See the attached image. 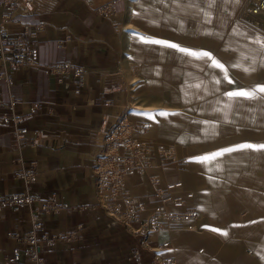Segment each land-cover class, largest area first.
Wrapping results in <instances>:
<instances>
[{
    "label": "rangeland",
    "instance_id": "1",
    "mask_svg": "<svg viewBox=\"0 0 264 264\" xmlns=\"http://www.w3.org/2000/svg\"><path fill=\"white\" fill-rule=\"evenodd\" d=\"M91 1L102 16L115 13L114 0ZM120 1L125 5V105L111 128L91 135L96 136L92 146L98 154L122 155L130 164L118 167V177L110 174L105 193L98 192L96 184L99 207L126 226L139 223L144 238L173 230L186 244L200 241L195 247H180L175 258H155L156 264H182L181 254L185 264H194L189 256L198 255L212 256V264H264V149L238 148L264 145V93L256 92L253 98L227 95L264 86V18L247 13L248 0ZM20 2L27 13L48 5L47 0ZM140 37L208 52L211 58ZM213 59L223 68L213 66ZM115 127H120L119 138L113 133L116 141L107 142ZM102 146L106 149L98 151ZM229 148L236 150L196 159ZM165 164L173 184L161 190L159 177L150 173L151 198L158 205L142 219L127 178ZM179 183L181 191L174 190ZM45 232L68 234L71 240L66 241H74L83 237V225L65 233Z\"/></svg>",
    "mask_w": 264,
    "mask_h": 264
},
{
    "label": "crops",
    "instance_id": "2",
    "mask_svg": "<svg viewBox=\"0 0 264 264\" xmlns=\"http://www.w3.org/2000/svg\"><path fill=\"white\" fill-rule=\"evenodd\" d=\"M47 1L46 10L29 13L19 4L13 22L3 26L15 36L23 26H41L42 30L29 41V47L37 51V64L12 70L9 84L0 81V196L35 198L17 211L0 210V261L7 253L23 251L14 236L31 229L30 209L53 194L65 208L44 216V229L57 234L83 225V237L41 244L43 264H156V259L175 258L176 251L200 241L186 244L173 230L144 238L139 223L126 226L98 205L89 136L111 128L125 105V35L121 32L125 5L114 0L115 13L105 17L91 0ZM4 12L6 8L0 5V15ZM60 63L84 68L82 81L77 83L71 76L59 79L44 69ZM12 101L15 104L10 106ZM16 118L22 121L16 124ZM18 128L20 138L14 133ZM156 169L130 175L126 181L142 219L158 205L151 198L150 173L159 177L161 190L173 184L166 164ZM28 171L35 175L29 184L17 176ZM179 184L174 190L181 191ZM173 195L181 197L182 193ZM189 257L194 264H212V256ZM178 258L185 264L186 257Z\"/></svg>",
    "mask_w": 264,
    "mask_h": 264
},
{
    "label": "built area",
    "instance_id": "3",
    "mask_svg": "<svg viewBox=\"0 0 264 264\" xmlns=\"http://www.w3.org/2000/svg\"><path fill=\"white\" fill-rule=\"evenodd\" d=\"M21 4L20 0H2L0 5L6 8V12L0 15V81L8 84L10 82V72L18 67L27 65L34 66L37 64V51L32 47H29V41L35 38L42 30L41 26H23L20 35H11L3 26L13 22V14L16 7ZM247 13L251 17L264 18V0H248V6L246 8ZM47 72L56 75L59 79H64L69 76L80 83L84 77L85 70L78 68L70 63L56 64L44 68ZM15 104L11 102V106ZM22 121L21 118H16L15 123L19 124ZM119 128L115 127V130L111 132V135L107 137V142L110 140L116 141L113 133L119 138ZM21 130L18 128L15 130L17 138L21 137ZM94 134V133H93ZM95 135L89 136V142L94 146ZM107 144V143H106ZM106 147H101L98 151L105 150ZM93 154V171L96 177V184L98 192L105 193L110 181V174L117 176L119 174L118 167L127 166L130 164V159L125 160L122 155L109 157L107 154H98L92 150ZM110 173H109V171ZM19 177H23L27 184L31 183L35 179L33 172H19ZM112 176V177H113ZM111 177V178H112ZM32 196L28 194H13L0 196V210L2 208H8L13 211L19 210L23 205H31L33 200ZM56 196L50 195L46 203H43L38 208H31V230L25 232L22 235H15L14 237L18 242L24 245L22 252L15 250L11 253H7L3 256L0 264H43V258L41 257V244L51 245L54 241L59 239L71 240L67 235H49L45 232L41 216L54 215L63 209V205L56 200Z\"/></svg>",
    "mask_w": 264,
    "mask_h": 264
},
{
    "label": "snow or ice",
    "instance_id": "4",
    "mask_svg": "<svg viewBox=\"0 0 264 264\" xmlns=\"http://www.w3.org/2000/svg\"><path fill=\"white\" fill-rule=\"evenodd\" d=\"M209 2L212 3V2H214V0H209ZM140 39L144 42H147V43L165 44L168 47L178 48L181 52H184L188 55H191V56H194L197 58H203V57L211 58V55L208 52H195V51H191L189 49L179 48V46L175 45V44H170V43L165 42V41L153 40V39L146 38V37H140ZM213 66L218 67V68H223V65H221L218 61H216L214 59H213ZM244 70L248 71L249 69H244ZM226 78H227V74H226ZM256 92L264 93V86H259L257 89H254L251 91L239 90V91L228 92L227 95L229 97L253 98L256 95ZM145 115H148L149 118H152L151 113H145ZM157 115L166 116V115H168V113L158 112ZM238 148L239 149L248 148V149L260 150V149H264V145L245 144V145H239ZM234 150H236V149H231V148L224 149L221 152L211 154L210 156L200 157V158H196V159H198V160L215 159L217 156L222 155L224 152H231ZM213 230L214 231H220L219 229H213ZM222 234L227 235V233H222Z\"/></svg>",
    "mask_w": 264,
    "mask_h": 264
},
{
    "label": "bare ground",
    "instance_id": "5",
    "mask_svg": "<svg viewBox=\"0 0 264 264\" xmlns=\"http://www.w3.org/2000/svg\"><path fill=\"white\" fill-rule=\"evenodd\" d=\"M98 144V143H97Z\"/></svg>",
    "mask_w": 264,
    "mask_h": 264
}]
</instances>
